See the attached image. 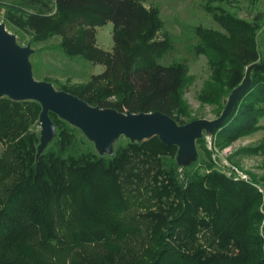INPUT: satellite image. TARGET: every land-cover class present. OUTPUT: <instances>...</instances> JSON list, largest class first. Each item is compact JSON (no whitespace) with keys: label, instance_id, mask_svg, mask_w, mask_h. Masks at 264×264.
I'll list each match as a JSON object with an SVG mask.
<instances>
[{"label":"trees","instance_id":"16d2710c","mask_svg":"<svg viewBox=\"0 0 264 264\" xmlns=\"http://www.w3.org/2000/svg\"><path fill=\"white\" fill-rule=\"evenodd\" d=\"M31 1L47 11L9 16L15 26L35 41L60 36L66 56L107 67L87 84L59 90L103 109L162 112L181 125L194 120L184 99L193 82L186 67L157 62L172 47L169 36L156 41L163 28L157 7L147 8V0ZM206 9L223 31L196 28L197 53L212 69L202 103L217 106L219 117L247 69L259 65L252 88L213 135L223 150L263 128L264 14L247 21ZM108 23L112 52L95 46V28ZM41 111L36 101L0 100V264H264V181L259 189L215 169L204 138L197 144L206 165L179 166L178 148L158 137L116 143L112 156L73 154L80 131L51 114L57 149L37 160L32 127Z\"/></svg>","mask_w":264,"mask_h":264},{"label":"rangeland","instance_id":"374dc122","mask_svg":"<svg viewBox=\"0 0 264 264\" xmlns=\"http://www.w3.org/2000/svg\"><path fill=\"white\" fill-rule=\"evenodd\" d=\"M146 3L147 6L157 7L160 10V17L163 21V28L156 41H163L166 36L172 40L170 50L157 56V62L164 66L181 64L186 67L188 75L193 78V82L187 88L184 96L189 105L192 119H216L218 117L216 115L217 106L204 104L200 99L207 82L211 78L212 69L207 56L197 53L200 38L196 28L202 26L223 31L206 7L209 9L216 8L218 12L225 11L234 14L240 19L254 21L257 15L264 14V0H147ZM50 7L51 13H54V4H50ZM46 11L41 4L31 0H0V23L5 24L8 31L17 36L20 45L27 46L30 44L35 50L32 56L35 79L50 82L59 90L65 85L87 84L94 76L103 74L107 69L104 64H94L82 57L71 59L66 56L59 48L60 36L35 41L31 31L18 28L8 18L9 16L26 17L30 14ZM95 30V46L103 51L112 52L114 48L113 24L97 26ZM260 38L261 34L259 35ZM116 99V96L109 98L110 101ZM38 121L32 127V131L40 135L41 127ZM261 125L263 126L261 130L236 140L223 150L216 145V137L205 135V145L212 152V162L215 169L233 171L236 174H238L236 170L238 169L249 176L248 181H253L262 187L264 181V118L261 120ZM128 142L127 138L122 137L116 146H125ZM55 148V143L52 142L45 151ZM197 148L201 165L210 164V159L207 157L203 146L197 144ZM4 149L5 145L0 144V157ZM92 151L97 152L94 144L81 131L78 132L71 152L80 154ZM248 151L255 152L248 153ZM164 159L167 162L170 161L169 158Z\"/></svg>","mask_w":264,"mask_h":264},{"label":"water","instance_id":"95a60500","mask_svg":"<svg viewBox=\"0 0 264 264\" xmlns=\"http://www.w3.org/2000/svg\"><path fill=\"white\" fill-rule=\"evenodd\" d=\"M34 53L30 44L20 45L17 36L0 23V100L8 97L15 102L40 103L37 160L57 136L53 114L81 131L101 157L114 155L115 145L122 137L132 143L158 137L165 145L178 148L177 163L187 167L199 158L197 142L205 135L213 136L232 117L239 102L252 88L251 73L259 66L247 69L243 82L229 95L219 117L181 125L162 112L134 114L95 107L76 95L56 89L50 82L39 81L34 77Z\"/></svg>","mask_w":264,"mask_h":264},{"label":"built area","instance_id":"2783aa9c","mask_svg":"<svg viewBox=\"0 0 264 264\" xmlns=\"http://www.w3.org/2000/svg\"><path fill=\"white\" fill-rule=\"evenodd\" d=\"M237 170V173H233V171H227V170H224L225 173H227L228 175L230 176H234L235 179H242V180H246L248 181L249 179V176L245 175L243 172H240L238 169ZM257 188L261 189V187H259V185H256Z\"/></svg>","mask_w":264,"mask_h":264},{"label":"crops","instance_id":"0c3cea01","mask_svg":"<svg viewBox=\"0 0 264 264\" xmlns=\"http://www.w3.org/2000/svg\"><path fill=\"white\" fill-rule=\"evenodd\" d=\"M145 6H146L147 8H150L149 6H147V3H145Z\"/></svg>","mask_w":264,"mask_h":264}]
</instances>
